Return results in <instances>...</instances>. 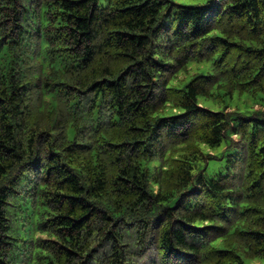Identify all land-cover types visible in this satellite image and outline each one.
<instances>
[{"label":"trees","instance_id":"1","mask_svg":"<svg viewBox=\"0 0 264 264\" xmlns=\"http://www.w3.org/2000/svg\"><path fill=\"white\" fill-rule=\"evenodd\" d=\"M245 95L264 0H0V264H264Z\"/></svg>","mask_w":264,"mask_h":264},{"label":"rangeland","instance_id":"2","mask_svg":"<svg viewBox=\"0 0 264 264\" xmlns=\"http://www.w3.org/2000/svg\"><path fill=\"white\" fill-rule=\"evenodd\" d=\"M171 1H173L176 4L185 5V6H198V5H203L206 2V0H171ZM210 67H211V63H204L202 65L192 64L188 68L187 72L181 73L179 75L178 81L176 83L178 84L179 87H183L185 83H187L194 74H208L210 72ZM202 104L213 111L220 110L222 108V105H219L217 103L208 100L203 101ZM231 105L233 108H238L241 111L242 110L251 111L252 109H256V108L264 110V96L261 95L258 98H252L245 95L242 98V100H238L237 96H235V98L231 101ZM218 151L219 150H216V152ZM216 168L217 167H215V169ZM152 256H153V252L151 250H148L139 259L136 256H134L133 263L148 264V262L151 261Z\"/></svg>","mask_w":264,"mask_h":264}]
</instances>
